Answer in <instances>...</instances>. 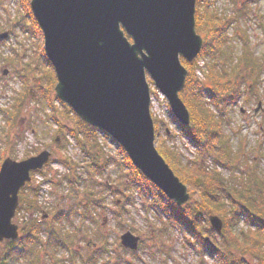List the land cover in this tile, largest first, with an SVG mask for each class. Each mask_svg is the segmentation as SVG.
Segmentation results:
<instances>
[{
    "label": "rangeland",
    "instance_id": "rangeland-1",
    "mask_svg": "<svg viewBox=\"0 0 264 264\" xmlns=\"http://www.w3.org/2000/svg\"><path fill=\"white\" fill-rule=\"evenodd\" d=\"M208 1L211 11L230 22L225 28L227 43L217 52L215 60H218L220 68L236 67L244 77V83L240 85L241 96L221 116L222 128L231 145L233 169L218 166V170L230 182H237L254 167L258 174L264 173V0ZM30 21L19 0H0V34L6 32L7 35L0 40V107H9L14 96L24 94L18 114L9 128L0 113V165L6 157L21 161L43 150L51 152L48 162L41 170L33 172L29 188L24 190L28 194L33 189L31 199L36 208L25 206L19 196L12 220L18 225V237L22 235L24 223L31 220L42 223L40 247L34 251L31 260L34 261L36 256L37 264H86L88 260L89 264H218L211 253L201 250L185 227L170 224L165 216L159 217L152 209L146 210L151 199L132 186L128 169L111 138L102 133L97 135L103 151L99 159L101 163L108 157L113 158L100 174L91 170L90 159L83 155L73 138L65 140L64 136H58V141H55L57 124L51 120V109L33 84L35 79H39L41 85L46 86L47 72L52 68L44 61L45 56H41L42 35L31 33ZM10 58L15 59L11 61ZM212 59L205 55L196 60L195 74L205 81V88L210 87L206 73ZM3 70H6L5 74ZM20 74L25 75L26 83H22L18 77ZM147 82L152 99L150 112L156 130L155 145L173 150L183 164L190 163L196 159V148L178 129L167 100L148 76ZM50 94L53 99L54 90ZM207 96L208 90L205 89L203 100L218 115ZM259 101L261 106L255 112ZM52 109L56 110L61 124L69 128L78 127L62 104L54 100ZM66 113L69 117L62 116ZM209 160L205 161L206 165L212 163ZM68 176L70 179L79 176L76 178L78 182L69 186ZM58 210H63L66 215L64 232L68 231L73 236L71 241L62 236L65 247L56 250L45 243V228L50 224L54 211ZM201 222L213 230L206 239L209 242L214 240L223 253L230 254L234 264H255L253 257L228 250L221 244L220 231L211 227L207 214L201 216ZM241 225L244 229L247 227L241 219L236 229ZM126 231L139 237L135 251L119 244L120 236ZM11 241L0 242L1 256L16 245L14 240ZM28 262L24 259L11 264Z\"/></svg>",
    "mask_w": 264,
    "mask_h": 264
},
{
    "label": "water",
    "instance_id": "water-1",
    "mask_svg": "<svg viewBox=\"0 0 264 264\" xmlns=\"http://www.w3.org/2000/svg\"><path fill=\"white\" fill-rule=\"evenodd\" d=\"M29 7L56 77V97L82 122L108 134L166 198L185 204L188 189L155 147L147 76L174 119L187 125L189 112L179 97L187 70L180 57L191 62L202 45L195 0H30ZM50 156L43 150L21 161H2L0 241L18 237L12 219L19 190ZM209 221L222 229L221 218L210 215ZM120 241L135 250L139 237L126 231Z\"/></svg>",
    "mask_w": 264,
    "mask_h": 264
},
{
    "label": "trees",
    "instance_id": "trees-1",
    "mask_svg": "<svg viewBox=\"0 0 264 264\" xmlns=\"http://www.w3.org/2000/svg\"><path fill=\"white\" fill-rule=\"evenodd\" d=\"M19 1L31 20L29 26L31 33L40 35L41 31L31 15L29 4H27L28 0ZM210 4L208 0H196L195 4V29L203 39L199 54L191 62H187L182 57L180 59L182 65L187 69V76L179 96L189 111L190 121L188 125H177L181 133L196 148V159L191 160L188 164H183L181 158L173 150L156 146L157 151L174 174L186 185L190 193V200L186 204L178 206L172 200L167 199L133 166L124 150L118 144L116 146L121 153V161L128 169L127 175L132 186H135L138 192L147 199H151L148 202L149 205H146L147 211L152 209L159 217L165 216L170 224L185 227L194 237L195 242L201 246V250L205 249L211 253L218 264H234L233 260L229 258L230 254L223 253L214 240L209 242L206 239V236L212 234L213 230L202 225L201 216L203 214L218 216L222 220V229L219 232L221 244L228 250L238 251L253 257L255 264H264V181L261 180L264 173L259 172L258 174V170L254 167L237 182H230L218 170V166L233 169L231 145L229 137L222 128L221 116L226 114L227 109L234 106L241 96L240 85L244 83V77L236 67L220 68L218 60H215L217 52L227 43L225 28L230 22L228 19L220 18L221 14L211 11ZM205 55L213 57L212 63L207 65L206 82L210 85L208 88L204 87L205 81H201L195 74L197 57H205ZM41 56L44 57L43 53ZM10 59L14 61L15 58ZM43 59L47 65H50L45 57ZM24 71L27 72V68ZM47 75L48 84L46 86H42L39 79H35L33 84L35 91L43 97L46 105L51 109L50 118L57 124L55 137L64 136L65 140L67 137L73 138L83 155L90 159L91 170L93 169L95 174H100L113 161V158L108 157L104 163H101L99 159L103 155V151L97 142V135L102 133L107 137L109 136L103 131L82 122L56 96L51 99L50 93L54 90L56 79L52 69L48 70ZM18 77L22 83H26L24 74H20ZM205 89L208 90L207 97H209L210 103L216 107L218 115L203 100L202 95H205ZM20 94L12 98L9 107L0 108V113L8 128L18 114L21 100L24 97V94ZM54 100L60 105L62 104V107L71 113V118L77 122L78 127L69 128L60 123L55 114L56 110L52 109V101ZM64 115L69 117L67 113L62 114V116ZM208 159L212 162L210 165L205 164ZM32 174L33 172H31V176ZM67 178L68 185L72 186L73 183L78 182L79 176L76 177L77 179H70L69 176ZM26 188H29V183L19 191L18 196L25 203V206L36 208L31 199V195H34L33 189H30V193L25 194ZM65 218L66 215L63 210L54 211L50 224L45 228L47 234L45 243L49 247L56 248V250L58 247H65L62 236H65L67 241H71V236H73L70 232L63 230ZM241 219L247 227L236 229ZM41 224L40 221L36 220L24 223L25 226L21 228L22 235L14 240L16 245L12 246L8 253L3 256L0 255V264H11V262L24 259L29 260L27 264H37L36 256L34 261L31 260V256L40 247L39 242L43 231ZM234 231L238 232L247 242L245 246H233L235 237L232 236V233ZM72 262L75 261L72 260ZM86 264H89V260L86 261Z\"/></svg>",
    "mask_w": 264,
    "mask_h": 264
},
{
    "label": "clouds",
    "instance_id": "clouds-1",
    "mask_svg": "<svg viewBox=\"0 0 264 264\" xmlns=\"http://www.w3.org/2000/svg\"><path fill=\"white\" fill-rule=\"evenodd\" d=\"M261 180L264 181V176L261 177ZM241 228H243V225H241ZM232 236L235 237V240H234V247H243L245 246V244L247 243L244 238H242L238 232L234 231L232 233ZM259 238V237H257Z\"/></svg>",
    "mask_w": 264,
    "mask_h": 264
}]
</instances>
